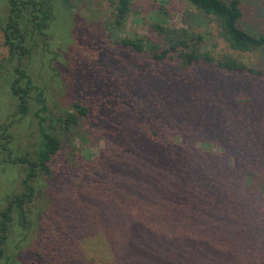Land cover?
I'll return each mask as SVG.
<instances>
[{"label": "trees", "instance_id": "16d2710c", "mask_svg": "<svg viewBox=\"0 0 264 264\" xmlns=\"http://www.w3.org/2000/svg\"><path fill=\"white\" fill-rule=\"evenodd\" d=\"M54 1L2 0L0 6V28L9 49V62L13 63L15 57L17 61L10 88L19 102L21 116L29 112L34 101L42 110L47 108L46 87L36 83L23 59L36 54V36H49L46 31L55 12ZM186 1L197 10L198 18H203L201 24H195L198 29L187 22L178 27L156 18L151 26L153 37L147 34L114 42L155 63L176 62L182 77L206 65L264 81V64L249 65L230 52L215 54L208 44L212 37L210 25L214 23L233 52L264 55V28L254 32L241 25L247 12L264 23V0ZM110 2L111 29L121 30L129 17L131 0ZM160 10L168 12L163 5ZM193 77L194 74L184 79L192 82V88L201 87ZM247 98L241 97L240 103L252 101ZM121 111L100 125L106 132L109 128L114 131V139L108 135L112 144L94 160L74 163L85 171L90 182V187L84 184L80 190L84 199L42 201L41 215L56 200L54 228L50 226L52 222L49 225L38 219L54 234L53 244L63 247L68 240L72 246L85 243L89 250L95 247L96 251L84 254L86 264H100L96 252L101 249L105 250L101 253L108 264H264V230L259 234L252 231L264 219V205L254 198L264 196V169L253 166L264 165L262 157L247 153V149L225 155L228 148L212 138L219 135L207 134L210 131L198 127L200 118L189 123V137L179 126H145V120H132L130 112L124 108ZM89 119V106L76 101L62 108L54 124L46 126V118L40 117V140L34 151L14 160L25 164L26 177L22 182L24 190L0 213V264L7 259L8 242L17 225L30 227L27 213L36 201L38 177L52 175L65 142L73 140L79 126ZM103 134L98 130L96 135ZM117 151H124V155L117 157ZM87 210L93 211V217L91 231L85 233L82 215ZM46 245L44 238L43 251Z\"/></svg>", "mask_w": 264, "mask_h": 264}, {"label": "rangeland", "instance_id": "374dc122", "mask_svg": "<svg viewBox=\"0 0 264 264\" xmlns=\"http://www.w3.org/2000/svg\"><path fill=\"white\" fill-rule=\"evenodd\" d=\"M2 4L0 0V6ZM160 5L168 12L162 13ZM54 7L52 22L46 31L49 36H36L39 42L36 54L23 59L36 83L46 87V110L34 101L29 112L20 115L19 102L12 96L10 88L17 61L15 57L13 63L9 62V49L4 45L0 28V213L16 194L24 190L22 182L26 177V166L14 160L34 151L40 140V117L46 118V126L54 124L62 108L76 101L89 106L90 119L79 126L80 131L73 140L65 142L52 175L38 177V182H35L36 201L27 213L30 227L17 225L8 242L7 259L2 264H86L83 257L90 250L96 251L95 247L89 250L85 243L72 246L68 240L63 247L53 244L54 234L41 226L38 219L49 225L52 222L50 226L54 228L56 200L41 215L42 201L48 203L49 199L50 202L57 199L59 203L65 199H84L80 190L84 184L90 187V182L85 171L82 172L74 163L83 159L92 161L112 144L108 135L114 139V131L109 128L106 132L100 125L107 117L114 115L116 118L122 113V108L131 113L132 120H145V126H179L181 132L189 137V123L200 118L198 127L210 131L207 134L219 135L212 138L228 148L225 155L243 153L247 149V153L260 155L264 161V81L203 65L185 76L190 78L194 74L193 78L202 84L192 88V82L188 85L176 62L155 63L146 55L114 42L147 34L153 37L151 26L156 18L178 27L185 26L187 22L198 29L195 24H201L203 18H198L197 10L186 0H131L129 17L121 30L111 29L110 0H67V3L66 0H55ZM255 19L247 12L241 25L260 32L264 23L257 17ZM216 27L214 23L210 25L212 37L208 41L215 54L230 52L249 65L259 67L264 64L262 53L233 52L219 36ZM3 57L8 60H3ZM182 86L186 88L183 90ZM241 97H249L252 101L241 104ZM98 130L104 134L97 136ZM123 155L124 151H117V157ZM253 166L258 170L264 169V165ZM91 193L89 190V197ZM254 198L264 205V196ZM92 213V210H87L82 215L85 233L91 231ZM260 222L252 230L256 234L264 230V219ZM44 238L47 243L45 251L42 250ZM102 251L105 250L96 252V258L100 264H108L109 260L102 257ZM77 255H80L78 259ZM66 257L69 258L61 262Z\"/></svg>", "mask_w": 264, "mask_h": 264}]
</instances>
